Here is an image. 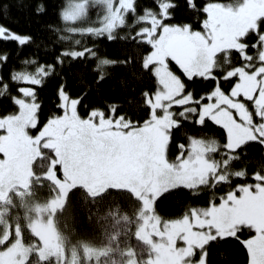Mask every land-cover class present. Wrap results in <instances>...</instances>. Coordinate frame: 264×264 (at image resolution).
<instances>
[{"label":"snow or ice","instance_id":"1","mask_svg":"<svg viewBox=\"0 0 264 264\" xmlns=\"http://www.w3.org/2000/svg\"><path fill=\"white\" fill-rule=\"evenodd\" d=\"M229 3L231 0H183L187 14H179V17H185L181 22L177 12L181 7L178 0H145L143 4H138L137 0H67L56 14L63 22V30L55 23L46 25L51 30L52 47L55 48L52 60L38 63L34 72H10L7 79L0 76V89L3 90L0 96L9 95L19 108L17 94L12 92V86L16 85L19 97L36 104L38 125L41 124L39 112L43 102L38 99L37 86H43L49 76L56 75L60 82L53 112L48 114V119L70 117L75 112L84 125L93 126L97 132L107 130L122 134V139L128 143H153L158 167L154 180L149 182L153 208L167 193L184 195L187 207L207 191L208 199L201 205V212L208 223L193 225V230L205 228L208 239L203 244L192 246L193 264L201 261L208 264L207 245L224 239L238 242L246 253V264H264L262 165L257 164L249 174L250 162L245 160L238 171L230 170L234 163L240 162L242 153L248 155L250 145L255 144L264 150V0H236L231 4L232 18L247 22V26L235 34L240 47L221 46L225 43L228 24L222 13ZM93 4L100 9L96 20L78 25L79 18H89ZM47 10L44 0H37L32 9L37 16L44 15ZM128 17L132 18L131 24L127 23ZM122 28L129 31H119ZM163 28L185 33L193 47L207 48L212 53V63L201 60L198 52L187 56L178 52L182 59L176 55L169 57L176 66L178 75L175 80L171 83L156 80L154 69L157 61L149 57ZM64 33L78 38L71 45L63 43L70 39ZM89 36L106 37L108 40L119 36L137 45L142 43L144 48L141 52L134 47L120 59L110 58L95 44L81 43V38ZM0 38L14 39L21 47L36 42L33 34H21L2 24ZM8 55L7 52L0 54V63L7 64ZM221 55L223 65L218 62ZM232 56L236 57L235 62ZM137 60L142 70L139 77L143 72H150L153 76L155 83L151 89L144 87L138 90L134 86L132 94L126 95L123 102L108 98L101 105L85 103L88 95L98 92L99 85L110 78L112 73L109 69L118 65L128 67ZM241 69L254 78V86H244ZM70 76L78 77L79 93L73 94L68 89ZM198 79L211 81V87L197 93L189 85ZM120 83L127 88L123 78ZM124 104L134 109L133 112L142 108L143 115L135 118L120 111ZM81 107L84 108L83 114ZM228 114L230 119H225ZM210 122L219 128L220 137L193 133L185 127L191 124L204 129ZM42 123L47 124V120ZM169 153L174 155L169 158ZM233 180L244 182L233 184ZM222 184L232 186L216 195L215 189ZM217 215L225 222L232 218L223 235L215 227ZM188 218L191 221V215ZM254 251L258 254L256 260L253 259Z\"/></svg>","mask_w":264,"mask_h":264},{"label":"rangeland","instance_id":"2","mask_svg":"<svg viewBox=\"0 0 264 264\" xmlns=\"http://www.w3.org/2000/svg\"><path fill=\"white\" fill-rule=\"evenodd\" d=\"M234 3L236 2L231 4ZM231 4L222 13L228 21L222 47H240L235 40V34L247 26L246 21L232 18ZM96 11L99 13L100 9L97 8ZM96 17L97 14H94V21ZM85 19L86 17L79 18L78 25L86 24ZM175 35L187 39L185 33L163 28L155 39L156 46L149 57L157 61L154 69L156 79L164 83H171L178 75L165 57L167 52H171L169 40ZM196 52L201 60L212 63L213 56L207 48L196 47ZM231 59L235 62L236 57L232 56ZM218 62L223 65V55ZM240 71L244 86H254V78L244 73L243 69ZM171 91L170 88L169 94ZM16 101L20 106L17 112L0 117V159L3 148H6L9 157L13 151L15 156L9 158L8 179L0 178V192L2 187H10L9 194L4 200L0 199V243L4 244L0 249V264H24L31 255L40 260L51 261L52 264H193L190 255L192 246L203 244L208 239L205 228L194 231L193 225L207 224L208 221L203 219L201 208L193 209L173 220H163L152 211L149 182L154 180L158 171L153 143H133L132 150L127 146L128 142L122 139V134L112 136L107 130L97 132L93 126L84 125L74 112L71 119L62 120L61 125H66L65 122L78 125L74 128L80 138L72 137V127L69 126L57 134L51 132L47 135L41 129L43 125L37 124L36 104L19 96ZM57 119L56 117L55 120ZM225 119H230V114ZM101 142L112 146L115 144L111 156L101 149ZM115 147L121 148H117L118 151L115 152ZM75 153L82 158L79 159ZM108 157L113 158L116 166L114 173L107 175L87 168L88 161L98 165L100 159V163H106L105 159ZM216 157L220 158L219 153ZM35 158L37 159L32 164ZM129 165L137 167L141 172L134 177L127 173L120 177L118 169L126 170ZM0 168L3 169L1 165ZM31 168L34 169V175L40 178H31L27 188L22 189L17 185L18 179L28 175ZM108 182H117L118 184L110 183L108 186L130 190L139 200L138 221L134 229L135 241L130 247L125 246L128 249L126 251H121V248L120 252L119 248L109 242L103 245L86 243L77 240L72 230H60L61 224L67 219L63 214L64 210L61 212L59 209L64 206L67 188L81 185L86 189H97ZM189 215L192 217L191 221ZM231 219L230 217L225 222L220 216H216L215 227L220 229L221 235ZM28 233L37 237L30 238L26 236ZM253 258H258L255 251ZM197 264H202V261Z\"/></svg>","mask_w":264,"mask_h":264},{"label":"trees","instance_id":"3","mask_svg":"<svg viewBox=\"0 0 264 264\" xmlns=\"http://www.w3.org/2000/svg\"><path fill=\"white\" fill-rule=\"evenodd\" d=\"M150 2V0H149ZM222 2H229V0H222ZM236 0H231V3ZM37 3V0H0V24L7 26L8 28L17 31L18 33H31L35 37L36 42L25 44L24 46H18L17 41L14 39L0 38V54L7 52L8 62L7 64L0 63V76L5 79L8 78L10 72L16 71L34 72L38 63L45 61H51L55 54V48L52 47L53 41L50 36L49 29L46 25L55 23L56 27L63 30V22L58 20L57 11L63 5L67 3V0H44V3L48 6L47 12L42 16H37L33 13L32 9ZM138 4L145 3V0H137ZM181 7L177 10L178 17L180 13L187 14V9L183 7V0H178ZM229 3V4H231ZM97 6L90 8L89 18L86 17L85 22H93L94 14ZM147 15V14H146ZM181 22L185 17H179ZM128 24L132 23V18L128 17ZM172 23V22H169ZM119 31L128 32V29H120ZM178 32V31H177ZM69 35L68 41H63L66 44H73L78 37L72 36L70 33H64ZM119 34V32L117 33ZM87 42L89 44H95L101 53H107L110 58L120 59L125 52H132L136 47L143 51L144 45L141 43L137 45L134 41H125L119 36L115 40H108L106 37L93 38L91 36L81 38V43ZM171 52H167L165 57L169 61V65L176 70L174 62H171L169 57L176 55L178 59H182L181 55H177L178 52L183 56L191 55L196 52V47H193L188 39L182 36L175 35L171 40ZM45 45H48L46 48ZM56 46H59L57 42ZM184 49H180L183 48ZM135 69V72H134ZM111 71L109 79L105 80L99 85V90L91 92L85 103L90 106L101 105L105 99H113L123 102L126 95L132 94L131 89L135 86L138 90L144 87L151 89L155 83L153 76L150 72H143V75L139 77V72L142 70L139 68V61H135L133 65L124 67L121 65L116 66ZM89 78L91 74L89 73ZM123 78L127 82V88H123L120 80ZM157 80V79H156ZM60 80L56 75H51L46 79L43 86H37L38 99L43 103L40 106L39 121L42 126V131L47 135L57 134L65 129V127H72L74 130L75 124L66 123L61 125L65 120H70L72 116L64 118H58L55 120V116L52 119H48V114L53 112V101L56 97L57 86ZM24 86H33L31 84H24ZM194 88L197 93H202L211 87V81H205L198 79L194 84L189 85ZM68 89L73 93H79L81 86L78 83V77L70 76L68 78ZM227 87V86H226ZM0 91H3L0 89ZM12 92L16 93V85L12 86ZM138 95V93H136ZM18 108L12 103L9 95L0 96V117L12 115L16 113ZM81 114L84 112V108H80ZM127 114H132L135 118H139L143 115L141 110L134 111L129 108L127 104L120 109ZM75 113V112H74ZM35 115L36 108H35ZM47 120V124H43ZM63 120V121H62ZM193 133L203 132L206 136L220 137L221 133L218 127L211 122L209 126L204 129H198L191 124L185 126ZM79 128V127H78ZM112 136L120 135L116 132L107 131ZM80 138V134L76 135ZM74 137V136H72ZM101 141V140H100ZM115 145V144H114ZM113 145V146H114ZM102 150L110 153L114 151V147L107 143L101 142ZM133 150V143L128 145ZM115 147V152L118 151ZM155 151V149H154ZM174 153H169V158ZM82 158V157H81ZM80 158V159H81ZM108 157L105 159L106 163H100L95 165L92 161H88L87 168L92 171H100L110 175L114 173L116 166L112 160ZM1 160V159H0ZM245 160H249L248 173L255 168L257 164L262 165L261 170L264 171V150L258 148L257 145L252 144L249 146L248 155L241 154V160L238 163H234L230 170L238 171ZM1 165V163H0ZM2 166V165H1ZM8 169L10 165L7 166ZM106 167V168H105ZM135 168L141 172L137 167L129 165L126 170H119L118 173L124 176L125 173L132 176ZM241 180H233V184L243 183ZM110 183L118 184L117 182H108L107 187H104L102 192L91 191L87 192L80 185H75L68 190L65 202V208L63 214L67 216L64 224H61L60 230L64 232L66 229L72 230V234L76 239H80L90 244H101L109 242L111 245L119 248V251L128 250L125 246L130 247L135 240L134 229L138 220L137 212L139 210V200L125 189L113 186H108ZM102 185V186H103ZM232 185L222 184L215 189L216 195H220L227 191ZM106 191H105V190ZM93 193H100V195L93 196ZM209 193L205 191L200 197L192 201V205H185V196L177 193H167L163 199L159 200L155 204V208L152 207V211L163 220H173L181 218L193 209L201 208V205L207 202ZM29 232V231H28ZM26 236L30 238H36L33 233H28ZM4 247V244L0 243V249ZM124 247V248H123ZM120 251V252H121ZM207 261L208 264H246V253L244 249L232 239L215 240L207 245ZM108 254V250L106 252ZM224 255L221 256L220 254ZM254 259V258H253ZM256 260V259H255ZM24 264H52L51 261H44L37 258V256L31 255V257Z\"/></svg>","mask_w":264,"mask_h":264},{"label":"flooded vegetation","instance_id":"4","mask_svg":"<svg viewBox=\"0 0 264 264\" xmlns=\"http://www.w3.org/2000/svg\"><path fill=\"white\" fill-rule=\"evenodd\" d=\"M180 49H184V47L183 48H180ZM71 135H73V136H76L77 135V130L76 129H72V132H71ZM70 135V136H71ZM110 135H112V134H110ZM69 137V136H68ZM8 141V140H7ZM7 141H5V142H7ZM5 147H7V145H5ZM2 151V153H3V155L1 156V160H0V163H1V165H2V167H3V169L1 170V168H0V170H1V172H0V178H5V177H7V175L9 174V169H8V165H10V162H9V158L10 159H12V158H14L15 156H13V153H14V151H13V153H12V155H11V157H9L8 155H7V151H6V148H3V150H1ZM76 154V153H75ZM77 155V154H76ZM77 157L80 159V155H77ZM3 158V159H2ZM78 159V160H79ZM138 174H139V171L135 168V170H133V173L131 174L132 176H138ZM33 177V175H32V173L30 172L28 175H26V176H24V177H20L18 180V186L20 187V188H22V189H26L27 188V186L29 185V183H30V181H31V178ZM9 188L10 187H8V188H5L1 193H0V199L1 200H4V198L9 194Z\"/></svg>","mask_w":264,"mask_h":264},{"label":"crops","instance_id":"5","mask_svg":"<svg viewBox=\"0 0 264 264\" xmlns=\"http://www.w3.org/2000/svg\"><path fill=\"white\" fill-rule=\"evenodd\" d=\"M100 141V140H99ZM94 145H96V144H94ZM6 178H8V176L6 177ZM74 259V258H73Z\"/></svg>","mask_w":264,"mask_h":264}]
</instances>
